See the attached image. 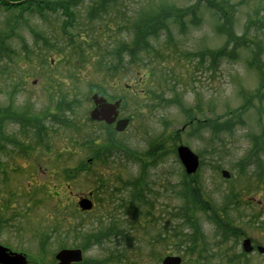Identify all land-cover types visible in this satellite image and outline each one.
<instances>
[{
	"label": "rangeland",
	"instance_id": "374dc122",
	"mask_svg": "<svg viewBox=\"0 0 264 264\" xmlns=\"http://www.w3.org/2000/svg\"><path fill=\"white\" fill-rule=\"evenodd\" d=\"M100 1L0 0V245L26 264H57L69 249L94 264L114 232L115 264H162L263 243L264 0ZM95 93L121 99L130 120L110 150L114 125L90 120ZM179 146L198 156L193 177ZM184 184L199 191L190 202ZM89 194L88 215L78 202ZM226 225L244 230L241 242H221ZM88 230L102 234L85 245Z\"/></svg>",
	"mask_w": 264,
	"mask_h": 264
},
{
	"label": "water",
	"instance_id": "95a60500",
	"mask_svg": "<svg viewBox=\"0 0 264 264\" xmlns=\"http://www.w3.org/2000/svg\"><path fill=\"white\" fill-rule=\"evenodd\" d=\"M93 101L97 108L91 112V119L95 121H106L108 124H112L116 121L118 116V107L120 102L115 104L108 103L103 97L94 95ZM128 121H119L117 122L116 130L122 132L125 130ZM178 156L186 170L188 175L196 173L199 166V159L190 149L187 147L181 146L178 148ZM225 178H229V173L223 172ZM80 208L83 211H89L92 208L91 202L84 199L79 203ZM247 241L246 244H248ZM246 247V245H244ZM7 250L0 246V263L3 264H25L24 259L16 261L15 259L9 257L6 254ZM60 264H71L75 262H81L82 253L80 250H63L57 256ZM163 264H177V260L172 257H168L164 260Z\"/></svg>",
	"mask_w": 264,
	"mask_h": 264
},
{
	"label": "flooded vegetation",
	"instance_id": "af4514ba",
	"mask_svg": "<svg viewBox=\"0 0 264 264\" xmlns=\"http://www.w3.org/2000/svg\"><path fill=\"white\" fill-rule=\"evenodd\" d=\"M236 202V201H234ZM237 203H239L237 201ZM234 205H229V209L231 207H233ZM228 209V210H229ZM226 211L225 213L228 214L229 211ZM247 234H249L247 232ZM245 235V232L242 228H226V232H222V236H221V242L223 241H228L230 240H240L242 237ZM253 234L249 235L252 236ZM248 242V244H246ZM200 244V243H198ZM238 244V248H239ZM244 245H246V247H244ZM241 250L242 252L239 250V252L235 253L234 252V248H233V256L231 258H227V260H218V259H214L213 262H218L219 264H264V242L262 243V241H258V239L256 237L254 238H245L242 239V243H241ZM195 252H196V248L194 250H190L188 252V255L192 254V258L189 259H184L181 257H178L179 259L177 260L178 264H212L213 262H211L210 259L213 258H204V259H200V257H195ZM107 255H111L109 253V251L107 252ZM106 261H109V263H102V264H114L115 262H120L121 261V257L119 258H109L106 259ZM101 264V263H99Z\"/></svg>",
	"mask_w": 264,
	"mask_h": 264
},
{
	"label": "trees",
	"instance_id": "16d2710c",
	"mask_svg": "<svg viewBox=\"0 0 264 264\" xmlns=\"http://www.w3.org/2000/svg\"><path fill=\"white\" fill-rule=\"evenodd\" d=\"M13 1H22V0H13ZM33 1V0H32ZM213 1V0H212ZM14 4H4V6L8 9V8H13V7H19V4H17V3H15V2H13ZM107 3H108V0H101L100 2H99V5H97L96 7H99L100 8V10H105V8L107 7ZM57 5V4H56ZM94 8L96 11H98V8ZM223 14H227V12H226V9H223V8H221V10H220ZM94 14H95V12H94ZM225 17V16H224ZM228 20V19H227ZM226 20V21H227ZM156 24H158V21H157V23H152V24H147L148 26L146 27V28H144L143 30H139V31H141V36L140 37H142V38H147V37H150V36H153V35H155L156 33V31H157V27H156ZM224 31H225V34L227 35V31L224 29ZM147 36V37H146ZM228 36V35H227ZM228 38H229V36H228ZM143 39V40H144ZM147 44H149V43H147ZM150 45V44H149ZM149 49L150 48H145L144 49V52H145V56L147 55V56H149ZM121 51H125V52H128L127 51V49H125V46L123 45V47L121 48ZM227 52V46H226V49L225 48H222L221 50H218L217 52H212V54H215V55H223L224 53H226ZM122 65V63L119 65V66H121ZM118 66V67H119ZM117 66H114L113 64H112V66H111V69L112 68H116ZM118 69V68H117ZM116 69V70H117ZM1 119V118H0ZM36 120V119H35ZM36 122H38L37 120H36ZM0 123H1V120H0ZM220 127H223L222 125L220 126ZM24 134L26 135V130L24 129ZM1 139H2V137L0 136V142H1ZM89 144V142H87V143H84V145H88ZM111 144H113L114 146L116 145V140L112 137V142L110 143V137H109V143H108V148H109V150L111 149ZM163 146V144L162 143H159L158 144V148H161ZM99 157H96V162H98L99 160H100V158L98 159ZM4 168H3V165L2 164H0V170H3ZM144 186H146V184H145V180L143 179V182H141L140 183V181H137L135 184H133L132 185V192H131V195H130V197H131V199L132 200H134V201H136V202H138V201H140V202H146V199H145V197L143 196V192H142V187H144ZM181 191H182V194H183V197H184V199L185 200H187V201H190V198H195V197H197L198 195H199V191L198 190H194L193 189V187L191 186V185H189V184H184V189H181ZM89 215V214H88ZM89 218H91V217H89ZM111 225V224H110ZM112 226V225H111ZM97 233H99V234H102V232L101 231H98V230H88L87 232H86V239H87V241H86V243H85V245H88V244H90L91 243V241H94V239H95V241H96V238L99 236V235H97Z\"/></svg>",
	"mask_w": 264,
	"mask_h": 264
}]
</instances>
